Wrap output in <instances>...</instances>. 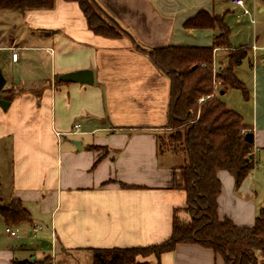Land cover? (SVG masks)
Instances as JSON below:
<instances>
[{
	"label": "crops",
	"instance_id": "0c3cea01",
	"mask_svg": "<svg viewBox=\"0 0 264 264\" xmlns=\"http://www.w3.org/2000/svg\"><path fill=\"white\" fill-rule=\"evenodd\" d=\"M96 1L129 35L96 34L74 1L56 0L43 10L0 9L3 89L13 92L10 99L0 94L9 101L7 109L0 103V180L8 174L0 201L20 199L32 218L6 224L24 242L1 250L0 264L46 257L53 264H92V248L145 246L171 236L174 211L187 203L186 192L172 187L185 156L159 148L171 132L170 79L136 45H211L217 29L185 26L201 11L223 15L232 31L231 47L214 51L216 69L227 65L221 50L249 47L241 64L247 69L235 73L248 93V110L237 112L252 127L255 166L239 187L229 171L219 172V215L251 226L264 206V24L255 26V15L231 0L254 25L253 42L237 47L228 20L234 10L216 0ZM84 69L93 72L92 83L59 79ZM228 92L220 94L230 107ZM181 216L189 218L185 211ZM148 260L157 263L154 255ZM160 264L227 263L211 248L179 243Z\"/></svg>",
	"mask_w": 264,
	"mask_h": 264
},
{
	"label": "trees",
	"instance_id": "16d2710c",
	"mask_svg": "<svg viewBox=\"0 0 264 264\" xmlns=\"http://www.w3.org/2000/svg\"><path fill=\"white\" fill-rule=\"evenodd\" d=\"M77 2L90 29L96 34L121 38L129 33L110 17L96 0ZM56 0H0V9L22 11L51 9ZM188 28L218 30L209 46H166L146 50L150 59L170 79V105L167 138L159 142L161 151L182 153L185 162L174 170V189L186 192L184 208H176L171 236L159 243L133 247H95L91 249L92 264H150L154 255L160 264L163 253L175 250L179 243H196L220 254L227 264H264V206L253 225L241 226L230 217H220L218 198L222 192L221 170L229 171L239 187L255 166L254 141L246 134L252 127L242 115L228 107L220 91L241 89L248 93L235 73L248 55L249 47L231 49L227 65L216 70L214 51L230 48L231 28L223 15L201 11L186 21ZM61 82V81H60ZM216 84H220L216 86ZM218 88V90H217ZM217 90V92H216ZM12 91L0 94L10 99ZM13 93V92H12ZM204 97L203 102L199 99ZM185 211L188 219L180 216ZM7 225L31 221V214L20 199L0 206ZM12 264H53L43 260H15Z\"/></svg>",
	"mask_w": 264,
	"mask_h": 264
},
{
	"label": "rangeland",
	"instance_id": "374dc122",
	"mask_svg": "<svg viewBox=\"0 0 264 264\" xmlns=\"http://www.w3.org/2000/svg\"><path fill=\"white\" fill-rule=\"evenodd\" d=\"M223 6V8H229L230 10H234V15L228 18L230 25H232L233 28V34L231 37V43H233L235 46H239L241 43H252L253 42V34H254V25L251 23V18L253 17L252 15H255V26L260 27L261 25L264 24V12H261L259 10V7H263L264 4H262L261 0H244L246 3V6L250 9L251 11V18L248 16L243 15V10L242 8L235 6L232 4L231 0H216ZM231 49H224L221 50L222 55H228ZM220 56V55H219ZM224 61V60H223ZM226 62H228V58L225 59ZM227 64V63H226ZM241 66V67H240ZM238 66L237 68H240L238 73H242L243 69H247V65H242ZM241 78V77H240ZM248 77L244 76V79ZM242 79V78H241ZM245 79V80H247ZM249 82L247 83V85ZM220 85V84H219ZM249 89L250 86L248 85ZM217 92V90H216ZM227 101L231 102L232 105H229L230 107L234 108L236 111H241V110H248V106L243 98V91L241 89H229V92L227 93ZM167 138V137H166ZM260 173L261 175L264 176V161L262 162V165L260 167ZM5 180L8 182V174L5 173ZM4 179L0 180V182L3 184L4 187H1L0 189V197L4 198L5 197V186L7 187V183ZM262 185H264V182H262ZM9 186V185H8ZM5 203H1L0 201V206L7 205L9 203L8 200H4ZM182 215V212L180 213V216ZM182 217V216H181ZM183 218V217H182ZM4 218L0 214V251L7 249L8 245H12L14 247L21 246V243L24 241H19L16 237L12 235L11 233L6 232V223L3 220ZM188 219V218H187ZM19 235L21 236V233L19 232ZM39 240H35V243H40L38 242ZM88 257L86 256V259ZM60 261V259H58ZM54 262V261H53Z\"/></svg>",
	"mask_w": 264,
	"mask_h": 264
},
{
	"label": "water",
	"instance_id": "95a60500",
	"mask_svg": "<svg viewBox=\"0 0 264 264\" xmlns=\"http://www.w3.org/2000/svg\"><path fill=\"white\" fill-rule=\"evenodd\" d=\"M59 79L61 81H66V82H84V83H92L93 82V72L89 69H84V70H79V71H74V72H69V73H65L62 74ZM6 83V77L2 71V69L0 68V91L3 89V87L5 86ZM221 94L224 93V91L222 90L220 92ZM0 103L2 105V107L4 109L8 108L9 105V101L6 99H1ZM246 139L248 141H254V133L248 132L246 134ZM77 145L80 144L78 141H74Z\"/></svg>",
	"mask_w": 264,
	"mask_h": 264
},
{
	"label": "built area",
	"instance_id": "2783aa9c",
	"mask_svg": "<svg viewBox=\"0 0 264 264\" xmlns=\"http://www.w3.org/2000/svg\"><path fill=\"white\" fill-rule=\"evenodd\" d=\"M233 3L234 4H237V5H240V6H243L245 9H244V14L245 15H251V11L248 9V8H246L245 7V2H244V0H233ZM253 21H255V18L253 17V19H252ZM17 58H18V53H13V59L14 60H17ZM217 70V69H216ZM216 86H219V84H216ZM217 90H218V88H217ZM205 100V98L204 97H201L200 99H199V102H203ZM81 126V124H77L76 125V127L77 128H79ZM6 231L7 232H9V233H11L12 235H14V236H17V237H19V233L16 231V230H14V229H12V228H10V227H7L6 228Z\"/></svg>",
	"mask_w": 264,
	"mask_h": 264
}]
</instances>
